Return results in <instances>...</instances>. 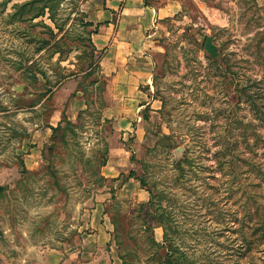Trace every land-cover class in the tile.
<instances>
[{
  "label": "rangeland",
  "instance_id": "374dc122",
  "mask_svg": "<svg viewBox=\"0 0 264 264\" xmlns=\"http://www.w3.org/2000/svg\"><path fill=\"white\" fill-rule=\"evenodd\" d=\"M32 1L0 0V264H264V0H182L138 113L93 0Z\"/></svg>",
  "mask_w": 264,
  "mask_h": 264
},
{
  "label": "crops",
  "instance_id": "0c3cea01",
  "mask_svg": "<svg viewBox=\"0 0 264 264\" xmlns=\"http://www.w3.org/2000/svg\"><path fill=\"white\" fill-rule=\"evenodd\" d=\"M181 3L182 0H93L96 32L91 44L94 50L105 53L99 66L110 75L125 105L136 106V113L148 106L139 87L148 86L152 76L153 36L162 20L179 12ZM156 115L157 111H151L144 119L133 114L131 121L143 120L148 125ZM108 168L114 178L121 167L110 161Z\"/></svg>",
  "mask_w": 264,
  "mask_h": 264
},
{
  "label": "trees",
  "instance_id": "16d2710c",
  "mask_svg": "<svg viewBox=\"0 0 264 264\" xmlns=\"http://www.w3.org/2000/svg\"><path fill=\"white\" fill-rule=\"evenodd\" d=\"M35 2L36 1L34 0V1L30 2V3L23 4L22 6L16 5L14 8H15V10L16 9H20L22 7H25V6L33 5ZM13 17H14V14L13 15H10V19H13ZM70 127H73V125L71 123H68V122H66V128H62V124L61 123H59L57 125V127L54 129V131H55V144L64 138L66 130H69V131L71 130L73 132V130ZM56 138L58 139V141H56ZM232 148L233 147L227 146L226 147V151H231ZM104 164H105V162L104 163H101L100 164V167H102ZM167 248H169V252H168V255L165 256L166 259L163 261L164 262L163 264H170L172 262L178 261L179 258L176 255H173V252H175L177 250V247H175L173 245V243L171 242L170 246H168ZM176 252H178V251H176ZM120 261H121V264H127L126 263V260L124 258H122V257H120Z\"/></svg>",
  "mask_w": 264,
  "mask_h": 264
}]
</instances>
